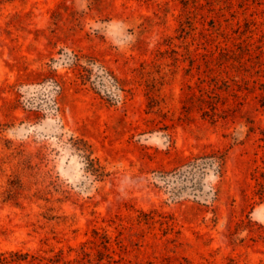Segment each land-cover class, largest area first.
<instances>
[{
    "label": "rangeland",
    "instance_id": "374dc122",
    "mask_svg": "<svg viewBox=\"0 0 264 264\" xmlns=\"http://www.w3.org/2000/svg\"><path fill=\"white\" fill-rule=\"evenodd\" d=\"M77 58L95 85L79 80ZM212 149L225 173L199 174L198 196L188 181L175 198L155 185ZM259 182L264 0H0L7 264H264Z\"/></svg>",
    "mask_w": 264,
    "mask_h": 264
},
{
    "label": "trees",
    "instance_id": "16d2710c",
    "mask_svg": "<svg viewBox=\"0 0 264 264\" xmlns=\"http://www.w3.org/2000/svg\"><path fill=\"white\" fill-rule=\"evenodd\" d=\"M75 66L79 68L78 78L83 83H91L95 85V82L92 81L93 73L92 69L87 66L81 64V60L77 58L74 63ZM103 72L106 76L110 79L116 80L117 77L111 70H107L106 68L103 69ZM51 74L46 76V79H51V81L56 83V86L60 89L63 87L61 84V75L56 70H51ZM98 77V76H97ZM14 87L17 84L13 85ZM21 96V95H20ZM75 147L76 150L79 152L81 157L85 160L86 168L88 172L95 176L98 180H104V178L108 175L106 168L100 164V162L93 157V150L92 146L83 138H77L75 140ZM226 153L221 150L212 149L210 151H204L202 153L193 154L188 157L184 164L178 166L171 170H161L158 172L157 176L155 177L156 182L155 185L163 190L166 194H169L170 197L175 198L178 197L182 189L178 187L176 183L179 182H190L191 187L193 188L192 191H195V196H198L199 192L201 191V184L198 178L199 174H205L207 170L213 169L219 176H223L225 173L226 168ZM260 188L257 190L256 194L259 195L261 198L264 197V184L262 182L258 183ZM217 195V193H216ZM154 211L150 213L142 212L145 218V221L148 223L150 221H154L155 216L152 215ZM251 222V220H249ZM244 223H238L237 226H241ZM110 240L111 237L108 234H104V241L102 242L104 248L110 249ZM28 255V254H25ZM110 260L106 264H113L117 263V261L112 259V256H108ZM26 258V256H25ZM10 260L4 254L0 255V264H7ZM164 264V263H163ZM167 264V263H165ZM169 264V263H168Z\"/></svg>",
    "mask_w": 264,
    "mask_h": 264
}]
</instances>
